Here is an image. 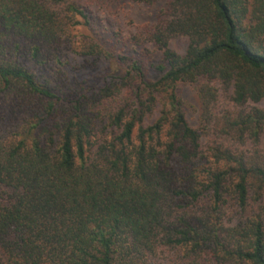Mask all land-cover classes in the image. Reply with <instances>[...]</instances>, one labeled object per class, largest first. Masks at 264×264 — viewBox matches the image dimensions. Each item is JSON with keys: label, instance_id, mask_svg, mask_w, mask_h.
Here are the masks:
<instances>
[{"label": "trees", "instance_id": "trees-1", "mask_svg": "<svg viewBox=\"0 0 264 264\" xmlns=\"http://www.w3.org/2000/svg\"><path fill=\"white\" fill-rule=\"evenodd\" d=\"M108 1L0 0V264H160L165 248L185 264H264V0H133L162 3L127 43L164 62L157 81L140 60L139 83L113 76L103 98L130 97L105 121L59 74L68 53L109 55L101 35L123 38L96 14Z\"/></svg>", "mask_w": 264, "mask_h": 264}, {"label": "rangeland", "instance_id": "rangeland-1", "mask_svg": "<svg viewBox=\"0 0 264 264\" xmlns=\"http://www.w3.org/2000/svg\"><path fill=\"white\" fill-rule=\"evenodd\" d=\"M252 1V0H250ZM96 14L105 20L109 27L119 33L123 38H114L110 34L101 35L100 43L109 52V55L102 56H80L70 52L64 57V66H60L63 83L65 89L69 92H78L91 98V104L98 103L95 107H100L105 121L108 118L109 106H115L118 102H124L129 99L130 90H126L127 94L124 100H113L103 98L102 94H107V90L103 91L105 87L110 85L111 78L119 73L128 85L137 80L127 76L130 66L133 61H143L148 67L146 70L147 78L151 81L160 79V74L151 67V62L163 63V55L154 45L149 44L145 47H135L128 45L127 40L138 34V28L144 25H150L157 21V16L160 12L162 3H144L133 0H109L105 8H100L97 4H93ZM109 8V9H107ZM107 9V10H106ZM72 41L75 47L83 40V31L77 28L72 30ZM189 45V38L184 35L176 36L170 39V47L177 53L184 55ZM126 89V88H125ZM180 98L183 102V109L190 124L195 128H201V106L198 95L190 84H180L178 87ZM117 97V96H116ZM102 99L103 102L100 101ZM109 105V106H108ZM252 106H257L252 104ZM264 108V105H258ZM233 105L227 100L222 99L218 110L223 111L225 108ZM162 105H159V111ZM100 119L98 118L97 121ZM103 125L102 122L99 123ZM262 146V145H261ZM264 151V146H262ZM160 264H185L191 259L187 256L184 250L165 248L159 254ZM189 258V259H188Z\"/></svg>", "mask_w": 264, "mask_h": 264}]
</instances>
